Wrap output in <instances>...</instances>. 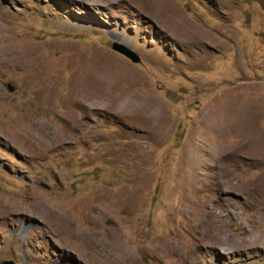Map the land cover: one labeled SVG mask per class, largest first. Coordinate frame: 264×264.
Listing matches in <instances>:
<instances>
[{"label": "rangeland", "instance_id": "1", "mask_svg": "<svg viewBox=\"0 0 264 264\" xmlns=\"http://www.w3.org/2000/svg\"><path fill=\"white\" fill-rule=\"evenodd\" d=\"M8 259L264 264V0H0Z\"/></svg>", "mask_w": 264, "mask_h": 264}, {"label": "water", "instance_id": "2", "mask_svg": "<svg viewBox=\"0 0 264 264\" xmlns=\"http://www.w3.org/2000/svg\"><path fill=\"white\" fill-rule=\"evenodd\" d=\"M112 49L121 53L128 59H130L132 62H139L140 57L132 50L129 48L126 44L120 43V42H113L111 45ZM9 89L12 90V86L8 85ZM0 264H15L12 260H3Z\"/></svg>", "mask_w": 264, "mask_h": 264}, {"label": "bare ground", "instance_id": "3", "mask_svg": "<svg viewBox=\"0 0 264 264\" xmlns=\"http://www.w3.org/2000/svg\"><path fill=\"white\" fill-rule=\"evenodd\" d=\"M69 232H70V231H69ZM149 241H150V240H149ZM148 245H150V244H148ZM165 250H166V249H165ZM167 250H168V249H167ZM167 250H166L165 252H167V253H168L169 251H167ZM174 254H175V253H174ZM182 257H183V256H182ZM178 258H179V257H178ZM120 262H121V261H120Z\"/></svg>", "mask_w": 264, "mask_h": 264}]
</instances>
